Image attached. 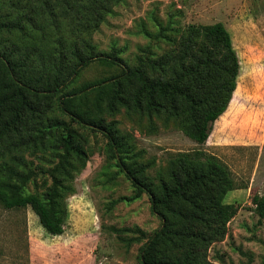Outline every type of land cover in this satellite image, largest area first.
Here are the masks:
<instances>
[{
    "label": "trees",
    "instance_id": "obj_1",
    "mask_svg": "<svg viewBox=\"0 0 264 264\" xmlns=\"http://www.w3.org/2000/svg\"><path fill=\"white\" fill-rule=\"evenodd\" d=\"M55 1L64 18L58 31L47 30L42 18L46 13L56 14L52 0L0 1V33L8 34L0 38V140L40 120L44 122L38 133L20 138L16 147L47 150L49 136L58 133L57 142L51 144L54 151L42 155L51 157L50 167L42 164L33 169L20 155L14 157V165L0 163V176L16 182L0 181V203L7 209L31 207L48 233L63 234L78 162L83 166L87 158L81 129H88L105 136L114 165L134 188L132 195L118 200L132 202L146 193L152 212L162 219L151 236L136 228L133 232L138 235L129 239H147L140 249L142 264H203L162 254L180 236L205 243L219 236V227L239 210L238 205L225 202V196L247 186L238 185L228 165L203 149L174 153L175 168L169 180L157 183L146 175V166L134 159L116 120L107 122L104 115H114L122 108L165 114L179 120L181 129L196 143L206 144L215 122L228 110L240 74L230 31L223 22L188 24L176 47L160 55L150 50L131 65L118 56L115 47L102 53L91 39L79 43L72 37L74 32L97 31L111 12L110 4L121 0ZM161 38L172 40L163 34ZM95 61L113 73L73 86L81 71ZM88 103L92 105L85 107ZM55 110L69 120L45 117ZM40 175L51 179L46 191L27 192L28 183ZM253 200L264 218V197L257 194Z\"/></svg>",
    "mask_w": 264,
    "mask_h": 264
},
{
    "label": "rangeland",
    "instance_id": "obj_2",
    "mask_svg": "<svg viewBox=\"0 0 264 264\" xmlns=\"http://www.w3.org/2000/svg\"><path fill=\"white\" fill-rule=\"evenodd\" d=\"M56 2L52 0L56 14L42 16L47 30L58 31L64 19ZM110 7L97 31L74 32L72 37L79 43L83 38L91 39L102 53L115 47L118 56L131 65L150 50L160 55L176 47L188 24L223 22L230 31L240 59V74L228 110L215 122L206 144L196 143L181 129L179 120L165 114L122 108L104 117L107 122L116 120L134 159L146 166V175L157 183L169 180L175 168L174 153L203 149L228 165L238 185L247 186L225 196V202L238 205L239 210L219 227V236L205 243L179 235L163 256L203 264H263L264 218L253 199L257 194L264 197V0H121ZM162 34L172 40L161 38ZM6 37L7 33H0V38ZM112 73V68L95 61L81 71L73 86ZM47 116L69 120L59 110ZM43 122H30L20 134L2 138L0 163L14 165V157L20 155L33 169L42 164L50 167L53 160L42 155L54 151L51 144L57 142L58 133L49 136L47 150L16 147L20 138L35 136ZM81 131L86 137L83 145L87 158L83 166L78 162L75 191L67 200L64 233H48L31 207L7 209L0 203V264H142L140 249L147 239H129L138 235L133 232L136 228L151 236L161 227L162 219L152 212L146 193L132 202L118 200L134 193L131 181L114 165L105 136L88 129ZM0 181L16 183L1 176ZM50 184V177L40 175L28 183L26 191L43 193ZM199 229L211 233L210 229Z\"/></svg>",
    "mask_w": 264,
    "mask_h": 264
}]
</instances>
